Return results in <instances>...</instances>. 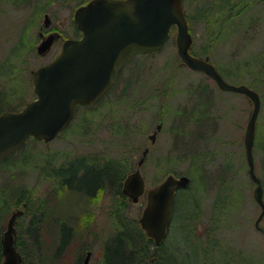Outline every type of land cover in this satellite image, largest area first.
<instances>
[{
	"label": "rangeland",
	"instance_id": "rangeland-1",
	"mask_svg": "<svg viewBox=\"0 0 264 264\" xmlns=\"http://www.w3.org/2000/svg\"><path fill=\"white\" fill-rule=\"evenodd\" d=\"M56 1L0 0V114L20 111L36 98L32 73L51 62L64 41L38 54L48 34L46 14L52 28L70 32L73 27L80 2ZM184 1L191 53L208 57L229 83L260 94L254 160L264 188V0ZM237 1L244 10L228 19L222 7ZM176 34L175 29L162 51L130 59L103 101L91 109L79 108L55 140L29 139L0 163V209L5 208L0 238L13 212L24 210L15 240L28 264H83L87 252L88 264H107L109 249L118 243L127 255L142 249L155 255L156 246L139 222L147 194L134 204L122 193L146 147L151 151L141 167L146 191L169 175L190 178L189 187L176 193L173 222L163 242L171 261L264 264V233L255 228L261 207L244 145L253 104L186 67ZM75 164L90 172L112 165L121 174L96 189L62 186L58 171ZM28 197L31 212L25 207ZM157 260L152 257L145 264Z\"/></svg>",
	"mask_w": 264,
	"mask_h": 264
},
{
	"label": "water",
	"instance_id": "water-1",
	"mask_svg": "<svg viewBox=\"0 0 264 264\" xmlns=\"http://www.w3.org/2000/svg\"><path fill=\"white\" fill-rule=\"evenodd\" d=\"M184 0H93L75 13V22L83 33L80 39L67 40L61 53L50 63L32 73L36 99L20 111L0 114V162L18 151L28 139L50 142L71 123L78 105L92 106L112 88L124 64L137 54L161 51L177 28L176 44L182 63L193 71L203 72L220 90L245 95L253 104L245 130L244 145L249 173L256 184L254 197L259 206L255 228L264 233V189L255 171L254 146L258 117L262 108L260 95L246 85L224 79L206 57L190 53L193 39L184 9ZM50 36L38 47L43 56L51 48ZM161 126H158V130ZM157 132L150 136L155 139ZM128 175L123 194L138 203L146 192L141 166ZM188 176L169 175L161 184L147 191V205L139 219L146 235L159 246L167 235L174 212L178 189L187 188ZM23 210L13 212L2 238V264H24L15 246L16 220ZM88 253L84 264H88Z\"/></svg>",
	"mask_w": 264,
	"mask_h": 264
},
{
	"label": "trees",
	"instance_id": "trees-1",
	"mask_svg": "<svg viewBox=\"0 0 264 264\" xmlns=\"http://www.w3.org/2000/svg\"><path fill=\"white\" fill-rule=\"evenodd\" d=\"M241 3H242L241 1H237L236 3H232L228 6L222 7V10L226 11L225 14L227 15L228 19H232L233 17H237L241 15V12L244 10V7L240 5ZM187 18L190 24V17L188 15H187ZM173 30H175V27L172 29V31ZM31 141H35V140L32 139ZM58 172L60 174V177L63 180V182H61L62 186L67 187V185H69L71 187L72 185L76 187H81L83 185H86L87 189L90 190L93 188L96 189L103 182L110 181L113 183L114 181H117L118 176H120L121 174V169L120 167L111 165L110 167L101 169L98 172H95V171L90 172V169L81 170V167L75 164L72 167L68 168L67 170H64L63 172L62 171H58ZM85 172H87L86 175L84 174ZM249 178H250L251 185L255 186V183L253 182L251 176H249ZM234 183L235 181H233V183L231 184V188H233V186L235 185ZM64 187H62V189ZM30 200H31V197L29 198V202L25 206L29 212H31ZM4 210L5 208L0 209V233L2 232L1 217L3 215ZM2 238L3 237L0 238V264H2L3 262ZM149 241L152 242V244H154V241L152 239H150ZM16 247L19 250L17 245ZM155 248H156L155 255L150 252L151 249H142L141 254L139 253L135 254L131 252L129 255H127V250H125L124 246H122L121 243H118L117 245L114 244L111 247V249H109L107 264H136V261H137V264H145L146 260L152 259V257H156L158 260L155 262H152L151 264H179L176 260L171 261L169 259L168 249L166 248L165 250H163L164 248L163 243ZM20 253L22 254L21 251ZM24 264H28L26 260H24Z\"/></svg>",
	"mask_w": 264,
	"mask_h": 264
},
{
	"label": "flooded vegetation",
	"instance_id": "flooded-vegetation-1",
	"mask_svg": "<svg viewBox=\"0 0 264 264\" xmlns=\"http://www.w3.org/2000/svg\"><path fill=\"white\" fill-rule=\"evenodd\" d=\"M64 1V0H63ZM66 1V0H65ZM69 1H74V2H80V3H78V4H76V6H79V8L80 7H82V6H85V5H87L88 3H90L91 1H93V0H69ZM55 2V1H54ZM56 2H61V0H57ZM52 26V20H51V18L49 17V15L48 14H46V16H45V22H44V30H45V32L46 33H48L47 34V37L46 38H44L43 39V41L44 40H46V39H48V37H52L53 38V44H52V46H51V48H50V50L49 51H52V49L54 48V46L56 45V43L57 42H59V41H61V40H63L64 39V41L61 43V46H60V49L56 52V56H55V58L61 53V51H62V48H63V45H64V43L67 41V40H70V39H80V38H82L83 37V33L78 29V27H77V24H76V22H75V16H74V21H73V27H69L68 29L70 30V32H67L66 30H59L57 27L56 28H52L51 27ZM41 28H43V27H41ZM40 36L43 38V36H44V34L41 32V34H40ZM42 41V42H43ZM41 42V43H42ZM106 97V96H105ZM104 97V98H105ZM104 98H102L101 100H100V102L99 103H101L102 101H103V99ZM98 103V104H99ZM98 104H96V105H98ZM91 107H93V106H91ZM84 109H88V107H85ZM160 126H161V128H162V124H159ZM159 125H157V127L159 126ZM161 130V129H160ZM156 132V131H155ZM154 132V133H155ZM156 139H157V134H156V137H155V139L154 140H151L152 141V144H155L156 143ZM149 148V147H148ZM147 149V147L144 149V150H146ZM144 152V151H143ZM151 151H150V148H149V151H148V154L150 153ZM148 154H147V156H148ZM142 155H143V153H142ZM147 156H146V158H147ZM141 159V158H140ZM140 159H139V161H140ZM139 161H138V163H139ZM99 170H97V172H98ZM124 195V194H123ZM125 196V195H124ZM126 197V196H125ZM129 201H131L128 197H126ZM132 202V201H131ZM18 220V219H17ZM17 223H18V221L16 222V230H17ZM88 253H91V252H87V255H88ZM87 255H86V257H87ZM86 259V258H85ZM85 259H84V261H85ZM89 263V262H88Z\"/></svg>",
	"mask_w": 264,
	"mask_h": 264
},
{
	"label": "bare ground",
	"instance_id": "bare-ground-1",
	"mask_svg": "<svg viewBox=\"0 0 264 264\" xmlns=\"http://www.w3.org/2000/svg\"><path fill=\"white\" fill-rule=\"evenodd\" d=\"M84 264V263H83Z\"/></svg>",
	"mask_w": 264,
	"mask_h": 264
}]
</instances>
